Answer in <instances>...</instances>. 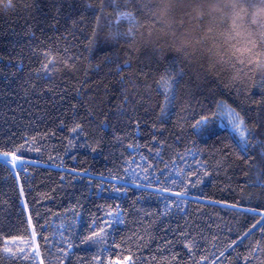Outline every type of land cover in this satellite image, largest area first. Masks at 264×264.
<instances>
[{"label":"trees","instance_id":"1","mask_svg":"<svg viewBox=\"0 0 264 264\" xmlns=\"http://www.w3.org/2000/svg\"><path fill=\"white\" fill-rule=\"evenodd\" d=\"M261 8L0 0V157L35 162L14 176L0 161V264H264ZM33 227L40 255L19 259ZM101 228L113 235L94 243Z\"/></svg>","mask_w":264,"mask_h":264},{"label":"snow or ice","instance_id":"2","mask_svg":"<svg viewBox=\"0 0 264 264\" xmlns=\"http://www.w3.org/2000/svg\"><path fill=\"white\" fill-rule=\"evenodd\" d=\"M10 6L9 5H6ZM234 114V113H233ZM207 118H205L206 120ZM205 120L199 121L198 123L203 127L205 126ZM230 126H231V132L234 136V138L237 139V146L241 148L242 152H246L247 148H248V141L247 139H245V131L246 129H244L243 127V120L240 119L239 117H237L235 120H230L229 121ZM22 151H24V149L21 148H17L14 149L11 153H9L8 151H5L3 153V159L5 160L6 164H9L11 166V168L13 169V174L14 176H18L19 173L15 172V169H19L21 172L24 171V169L30 165V164H34L35 162L32 160H27V159H21V156L18 155L17 153H22ZM133 176H139V173H136L134 170L132 172ZM180 179L179 174H174L172 176V178L168 181L169 184H175L176 181ZM153 181H155L156 183L160 182V178L158 177H151L149 179V183H152ZM180 183L183 184V180H180ZM139 186V185H138ZM170 189L167 186H163V187H159L158 189H156V191L163 195V193L169 191ZM117 192H119V189H116ZM174 195H181V193L179 192V190L177 189V191L175 193H173ZM175 203V202H173ZM183 203L184 201L181 200L180 203L176 204L177 209H182L183 208ZM166 209L169 208V205L165 206ZM248 211H251L250 209ZM108 215L112 216L113 219L112 220H106L104 221L105 226L106 227H113L116 226L117 228L121 227L124 223H125V217L124 214L117 210L115 213L109 211ZM253 215H255V213H253ZM29 219H31V217H29ZM97 227H99V225H97ZM253 227H255V224H253ZM262 227H264V225H262ZM46 231L45 228L41 227V235H40V240H43L45 245L48 244V240L47 238L43 235V232ZM93 233H94V243L97 244H102L105 239L107 238V236H111L113 235V233H105L104 228H101L99 232H96L95 229H93ZM30 235V239H28L27 241H21L22 244H24V248L22 249V254L19 257V259H24L25 257H31L32 259H36L37 257H39L40 255V245L36 240L37 237V231L36 228L33 227L31 230ZM244 235H248V233H244ZM93 238V237H90ZM242 238V237H241ZM83 242V241H82ZM12 243H15V241H12ZM68 245V251L71 250V240H68L66 242H64ZM112 243H115V239H113ZM110 248H101V252L107 254L108 251H110ZM5 251H8V249L6 248ZM62 251H64L62 249ZM65 254H67L65 252ZM38 264H43V261H39Z\"/></svg>","mask_w":264,"mask_h":264},{"label":"rangeland","instance_id":"3","mask_svg":"<svg viewBox=\"0 0 264 264\" xmlns=\"http://www.w3.org/2000/svg\"><path fill=\"white\" fill-rule=\"evenodd\" d=\"M218 119H219V121H220V125H221L222 127H226V128H228V129L231 131V126H230L229 121H230V120H235L236 117H234V115H233L229 110H227V109H222V110L219 112V114H218ZM243 127H244V126H243ZM244 129H246V128L244 127ZM247 137H248V132H247V130H246V131H245V139H247ZM116 264H126V263H124V262H118V263H116Z\"/></svg>","mask_w":264,"mask_h":264},{"label":"clouds","instance_id":"4","mask_svg":"<svg viewBox=\"0 0 264 264\" xmlns=\"http://www.w3.org/2000/svg\"><path fill=\"white\" fill-rule=\"evenodd\" d=\"M253 23L254 24H262L264 23V8L258 9L253 16Z\"/></svg>","mask_w":264,"mask_h":264},{"label":"water","instance_id":"5","mask_svg":"<svg viewBox=\"0 0 264 264\" xmlns=\"http://www.w3.org/2000/svg\"><path fill=\"white\" fill-rule=\"evenodd\" d=\"M0 161L5 163V160L2 157H0Z\"/></svg>","mask_w":264,"mask_h":264}]
</instances>
